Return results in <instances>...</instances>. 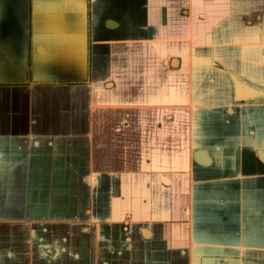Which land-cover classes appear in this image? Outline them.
<instances>
[{
	"label": "crops",
	"instance_id": "0c3cea01",
	"mask_svg": "<svg viewBox=\"0 0 264 264\" xmlns=\"http://www.w3.org/2000/svg\"><path fill=\"white\" fill-rule=\"evenodd\" d=\"M0 264H264V0H0Z\"/></svg>",
	"mask_w": 264,
	"mask_h": 264
},
{
	"label": "bare ground",
	"instance_id": "6f19581e",
	"mask_svg": "<svg viewBox=\"0 0 264 264\" xmlns=\"http://www.w3.org/2000/svg\"><path fill=\"white\" fill-rule=\"evenodd\" d=\"M261 42V41H260ZM262 43V42H261Z\"/></svg>",
	"mask_w": 264,
	"mask_h": 264
}]
</instances>
